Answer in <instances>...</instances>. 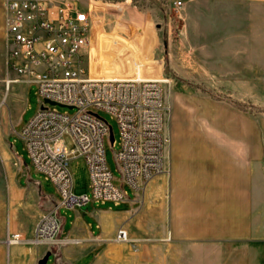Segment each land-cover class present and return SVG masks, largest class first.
Here are the masks:
<instances>
[{"label":"rangeland","instance_id":"rangeland-1","mask_svg":"<svg viewBox=\"0 0 264 264\" xmlns=\"http://www.w3.org/2000/svg\"><path fill=\"white\" fill-rule=\"evenodd\" d=\"M70 1H77L79 7H90L93 17L91 41L83 54L85 74L129 77L136 73L139 63L161 65L164 77L169 79L165 84L167 153L174 135L184 147L206 143L207 133H212L214 140L216 133L224 131L264 134V6L252 3L250 15L248 8L232 10L230 5L215 0H183L180 8L175 6V0ZM5 3L0 0V233L8 230V192L20 158L22 168L38 187L46 193L57 192L54 184L31 165L21 136L23 126L41 107L37 85L15 84L6 90L3 82L8 74ZM184 79L203 84L220 98ZM230 98L245 102L246 108L237 107ZM57 108L73 112L64 106ZM99 114L113 130L115 143L106 141V158L115 183L120 184L121 172L115 157L119 125L110 113L99 110ZM8 131H12L9 140ZM64 138L67 148L73 149L72 136L65 134ZM70 157L75 193H89L85 160L76 153ZM126 189L133 193L128 185ZM114 205L107 202L105 207ZM151 213L150 200L144 228L135 233L128 229L129 241L114 238L92 264H210L206 262L207 254L178 250L168 236L153 237ZM52 258L50 255L48 264Z\"/></svg>","mask_w":264,"mask_h":264},{"label":"built area","instance_id":"built-area-1","mask_svg":"<svg viewBox=\"0 0 264 264\" xmlns=\"http://www.w3.org/2000/svg\"><path fill=\"white\" fill-rule=\"evenodd\" d=\"M177 8L183 0H175ZM91 8L70 0H6L5 33L8 74L5 89L15 84L37 85L41 107L21 130L31 165L52 182L59 200L44 212L33 234L9 232L8 246L14 244L67 246L80 239L61 236V208L88 202L120 204L127 198L126 186L140 194L154 177L169 167L164 131L168 105L164 77L159 63H139L136 73L126 77L85 74L84 49L90 43ZM55 101L69 110H59ZM2 102H0L1 108ZM43 105L45 107H43ZM110 113L119 125V149L115 157L121 172L115 183L106 158V141L111 125L99 114ZM65 134L75 147L67 148ZM71 153L82 157L89 172V193L74 191ZM117 241H129L121 226Z\"/></svg>","mask_w":264,"mask_h":264},{"label":"crops","instance_id":"crops-1","mask_svg":"<svg viewBox=\"0 0 264 264\" xmlns=\"http://www.w3.org/2000/svg\"><path fill=\"white\" fill-rule=\"evenodd\" d=\"M215 1L232 10L248 8L250 15L252 3L264 6V0ZM176 136L168 170L140 194L127 190V198L114 206L91 201L61 208V236L80 243L60 247L5 243L9 232L31 236L39 217L59 200L58 192L46 193L31 180L20 158L8 192V230L0 233V264H38L47 251L53 255L50 264H92L119 227L132 233L144 228L150 200L153 237L168 236L178 250L207 254L210 264H264V134L224 131L215 141L207 133L206 143L184 147Z\"/></svg>","mask_w":264,"mask_h":264},{"label":"trees","instance_id":"trees-1","mask_svg":"<svg viewBox=\"0 0 264 264\" xmlns=\"http://www.w3.org/2000/svg\"><path fill=\"white\" fill-rule=\"evenodd\" d=\"M183 81H185L186 83H188V84H190V85H192V86H194V87H198V88H200V89H202V90H204V91H208L210 94H212L213 96H217V97H219L220 98V95H218V94H216L214 91H212L211 89H208L206 86H204L203 84H201V83H198V82H196V81H193V80H190V79H184ZM230 101H232V103L234 104V105H236L237 107H239V108H242V109H244V108H246V103L245 102H242V101H238V100H234V99H229ZM255 108L257 107H259V106H257V105H253Z\"/></svg>","mask_w":264,"mask_h":264},{"label":"water","instance_id":"water-1","mask_svg":"<svg viewBox=\"0 0 264 264\" xmlns=\"http://www.w3.org/2000/svg\"><path fill=\"white\" fill-rule=\"evenodd\" d=\"M48 102L51 103V104H57V105H59V106H65V105L60 104V103H57V102H55V101H50V100H49ZM43 107H45V106L43 105ZM110 139H111L112 141H114V134H113L112 127H111ZM50 255H51V251H47V252H46V253H45V254L39 259L38 264H47Z\"/></svg>","mask_w":264,"mask_h":264},{"label":"bare ground","instance_id":"bare-ground-1","mask_svg":"<svg viewBox=\"0 0 264 264\" xmlns=\"http://www.w3.org/2000/svg\"><path fill=\"white\" fill-rule=\"evenodd\" d=\"M90 41H91V37H90Z\"/></svg>","mask_w":264,"mask_h":264}]
</instances>
